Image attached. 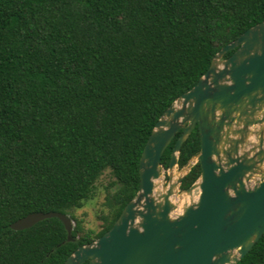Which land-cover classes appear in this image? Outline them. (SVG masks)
I'll list each match as a JSON object with an SVG mask.
<instances>
[{
	"label": "trees",
	"instance_id": "1",
	"mask_svg": "<svg viewBox=\"0 0 264 264\" xmlns=\"http://www.w3.org/2000/svg\"><path fill=\"white\" fill-rule=\"evenodd\" d=\"M262 21L264 0H0V264H64L109 231L139 191L161 115ZM200 150L197 126L179 169ZM201 171L194 164L181 190ZM105 174L100 228H86L75 211ZM35 212L68 215L74 240L56 217L11 228ZM237 264H264V234Z\"/></svg>",
	"mask_w": 264,
	"mask_h": 264
},
{
	"label": "water",
	"instance_id": "2",
	"mask_svg": "<svg viewBox=\"0 0 264 264\" xmlns=\"http://www.w3.org/2000/svg\"><path fill=\"white\" fill-rule=\"evenodd\" d=\"M197 126L200 153L180 170L182 145ZM179 132L169 184L156 192L163 154ZM196 163L200 177L174 199ZM177 169L184 172L176 178ZM139 170V191L113 227L64 264H237L248 254L264 234V21L220 49L195 86L164 111ZM55 217L73 241L74 222L60 212L31 213L11 228Z\"/></svg>",
	"mask_w": 264,
	"mask_h": 264
},
{
	"label": "rangeland",
	"instance_id": "3",
	"mask_svg": "<svg viewBox=\"0 0 264 264\" xmlns=\"http://www.w3.org/2000/svg\"><path fill=\"white\" fill-rule=\"evenodd\" d=\"M184 171L175 172V177L177 178ZM105 174L98 182L97 193L94 199L88 201L83 208L75 211V215L84 221L86 228L99 230L101 221L99 220V215L103 209V203L105 201L106 189L105 185L108 183V176ZM169 184V173L167 170L162 169L161 178L156 182V192L160 190H165ZM183 195V191L179 190L174 197V199L179 200Z\"/></svg>",
	"mask_w": 264,
	"mask_h": 264
}]
</instances>
